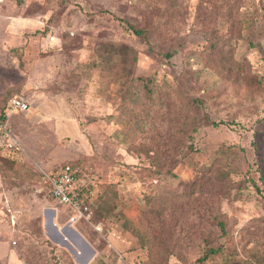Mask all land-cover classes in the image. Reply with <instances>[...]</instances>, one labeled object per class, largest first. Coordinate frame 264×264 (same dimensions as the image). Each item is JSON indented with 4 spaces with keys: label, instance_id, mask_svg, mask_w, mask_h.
Wrapping results in <instances>:
<instances>
[{
    "label": "rangeland",
    "instance_id": "374dc122",
    "mask_svg": "<svg viewBox=\"0 0 264 264\" xmlns=\"http://www.w3.org/2000/svg\"><path fill=\"white\" fill-rule=\"evenodd\" d=\"M224 1L0 0V95L23 90L29 103L9 119L24 153H0V264H79L77 251L86 264H152L164 252L162 264H264V0H239L238 26L221 21ZM120 49L127 67L107 73ZM149 76L180 92L181 120L141 98L134 79ZM125 100L167 116L149 128L124 115ZM69 161L96 175L101 232L69 225L93 254L63 231L66 206L42 182L41 169ZM206 166L228 176L204 179ZM47 209L71 247L50 236Z\"/></svg>",
    "mask_w": 264,
    "mask_h": 264
},
{
    "label": "built area",
    "instance_id": "2783aa9c",
    "mask_svg": "<svg viewBox=\"0 0 264 264\" xmlns=\"http://www.w3.org/2000/svg\"><path fill=\"white\" fill-rule=\"evenodd\" d=\"M45 39L51 44L56 37L49 34ZM28 109L27 100L17 95L9 97L3 105L0 103V153L4 157L13 158L16 154L20 156L24 153L23 145L10 126L9 119L12 114L26 112ZM40 173L48 197L58 205L66 206V225H75L83 219L94 230L101 232V223L92 220L97 204L96 175L92 168L64 163L56 171L41 169Z\"/></svg>",
    "mask_w": 264,
    "mask_h": 264
},
{
    "label": "trees",
    "instance_id": "16d2710c",
    "mask_svg": "<svg viewBox=\"0 0 264 264\" xmlns=\"http://www.w3.org/2000/svg\"><path fill=\"white\" fill-rule=\"evenodd\" d=\"M171 1H176V0H171ZM238 5H239V0H225L224 1L225 9H224V11L221 12V21L224 24H227L228 26H230V25L238 26L237 21L235 19H233L234 13L236 12V9H238ZM227 29H229V28L227 27ZM237 31H238V29L236 30V32ZM229 32H230V30H227L225 33H229ZM136 33H140V31H136ZM221 38L224 39L225 37H221ZM213 49L214 48H211L210 52L212 55H214V60L219 64V66L221 68L229 70L231 67L228 65V63L230 61H229V58H227V55H225V53L219 51V49H215L216 51H213ZM118 55L119 56H118L117 60H112L111 57L108 56L109 58H108V62H107V65H108L107 73H111V68L116 67L118 63H121L123 69L127 67L125 51H123V49H120ZM134 82L139 84V86L141 88V90H140L141 98L143 97L146 101L157 106V108H160L162 106L171 107L172 108L171 111L173 112V119H175V120H181L182 117H184L182 115V113L186 112L185 111V105L183 106L182 109H179V107H181V106L178 105L175 101V96L181 98L180 92L177 89H172L167 84H164V85L159 84L153 76H149L147 78L136 77L134 79ZM131 83H132V85H134L133 80H131ZM132 85H130V86H132ZM135 98H137V97H135ZM7 99L8 98L4 97V101H0L1 105H3ZM121 109H122L124 115H126L131 120H134V118H136V117H137V119H142V117H143V120L148 123V127L152 128V129H157L156 126L160 122L159 120L160 119L165 120V117L167 116V114L165 112H163L164 115L163 114H157L156 112H153L159 116L158 118L154 119L151 115L152 112H150L149 110L145 111L144 116L139 115L140 111H137L135 106L132 105V103L129 102L128 100H125L123 102ZM0 157H3V156H0ZM67 163L72 165V166L80 165L75 161H73V162L69 161ZM202 170L204 171V174H203L204 179H205V177L209 176L208 179L210 180V176H212L214 178L213 182H215L217 180L219 182H224V180L228 176V172L223 170L219 166H216L214 168L206 166V167H203ZM192 183H194V182H192ZM196 183H198V182H195V184ZM194 187H196L198 190L200 189L198 186H193V187H191V189L193 190ZM165 193L168 194V192H165ZM175 198L176 197H174L173 199H175ZM150 203H151V201L147 199L145 204L142 206V214H143V216H145V218L152 220V223L155 224L154 236L158 240H160L161 237L159 234V230H161V228H162L161 211L159 209L148 208L150 206ZM93 219H94V216H93L92 220ZM258 220L263 222L264 217L262 216ZM93 222L95 223L94 220H93ZM161 241H162V239H161ZM163 258H164L163 261H166V259H167L166 252L160 253L158 255V257L156 259H154L155 263L153 262L152 264H162L163 261H161V259H163Z\"/></svg>",
    "mask_w": 264,
    "mask_h": 264
},
{
    "label": "water",
    "instance_id": "95a60500",
    "mask_svg": "<svg viewBox=\"0 0 264 264\" xmlns=\"http://www.w3.org/2000/svg\"><path fill=\"white\" fill-rule=\"evenodd\" d=\"M47 214H48V216L46 219V227L49 229L50 236L53 237L54 241L60 242L61 244H65L68 247H71L70 244L66 240H62V235L58 232L56 225L53 223V216H54L55 212L52 209H48ZM63 231L65 233L69 232L73 236H76V238L78 239L77 242L78 243L80 242L81 246H85V248H87L89 250V253L93 254V252H94L93 249L87 244V242L84 239H82L79 236V234L76 231L71 229L68 224L64 227ZM75 255H76V257L78 256V254H76V253H75ZM87 260L88 259H86V258L83 259L82 257H78V262H80L81 264H86Z\"/></svg>",
    "mask_w": 264,
    "mask_h": 264
},
{
    "label": "crops",
    "instance_id": "0c3cea01",
    "mask_svg": "<svg viewBox=\"0 0 264 264\" xmlns=\"http://www.w3.org/2000/svg\"><path fill=\"white\" fill-rule=\"evenodd\" d=\"M43 42L45 43L46 42V39H43ZM52 44V43H51ZM21 94H22V96H20V95H17V94H15V95H17V96H20V97H22V98H24V99H26L25 97H23V95H24V91L22 90H20L19 91ZM14 96V95H13ZM25 96V95H24ZM27 100V99H26ZM0 101H4V94H1L0 95ZM28 102V101H27ZM18 113H20V112H17V113H14V114H18ZM14 114H12V115H14ZM12 115H11V117H12ZM10 117V118H11ZM15 156H19V155H15ZM48 210V209H47ZM67 232V231H66ZM67 233H69V232H67ZM61 234V233H60ZM69 235V238L73 241V243H74V245L75 246H77V247H75V248H77V249H79V248H82V246L77 242V240H75L74 238H72L71 237V235L70 234H68ZM88 250V249H87ZM89 252V251H88ZM76 254H80V256H82L81 255V252L80 251H77L76 252ZM80 256H77V260H78V257H80ZM90 258V257H89ZM79 264H80V262H79Z\"/></svg>",
    "mask_w": 264,
    "mask_h": 264
}]
</instances>
